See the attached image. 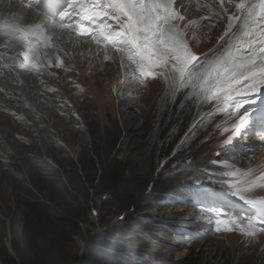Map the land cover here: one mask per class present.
<instances>
[{"label": "rangeland", "instance_id": "rangeland-1", "mask_svg": "<svg viewBox=\"0 0 264 264\" xmlns=\"http://www.w3.org/2000/svg\"><path fill=\"white\" fill-rule=\"evenodd\" d=\"M240 2L174 0L173 10L183 19L172 23L183 33L189 51L198 58L193 61L198 65L194 70L219 55L233 37L232 33L239 32L242 19L234 20L229 30L228 18L240 16L236 8ZM244 2L249 4L250 0ZM61 36L64 35L61 33ZM69 40L73 42L69 43ZM59 42L58 39L55 41L58 44L55 50L61 61L59 68L55 67V62L42 74L21 70L23 80L28 83L22 91L32 93V88H37L41 96L36 98L35 94L32 100L41 99L35 104L45 117L36 116L27 121L18 115L20 110L18 114L0 111V219L9 227V246L14 237L13 224L16 223L15 231L19 232L22 218L23 198L19 195V201L15 199V183L22 185L20 179L34 187L36 183L41 186L54 183L53 173L63 171V165L69 166V158L77 160L82 147L90 148L96 144L102 150L106 144L107 155L118 152L122 155L136 133L140 140L155 143L159 149H166L165 143L172 144V152L160 161V171H168L170 175L186 169L197 171L203 175L199 179H205L203 182L211 189L233 187V191L244 199L264 200V147L254 137L244 138L248 143L245 155L234 157L235 164L226 163L230 159L225 156L226 145H233L234 139L243 136L233 127L244 116L242 112H235L231 105L228 111H224L223 105L215 99H199L191 87H178L174 81L173 89L165 94L169 79H172L171 73L165 84L161 77L151 83L149 76H140L139 85L144 86L142 92L138 97L136 92L131 98L129 93L135 82L125 81L121 69L127 62L131 68L126 70H136L135 65L127 59L119 61L118 58L124 57L114 54L115 48L110 50L112 54H108L105 44L92 41L90 36H77L73 31ZM105 55L109 59L105 60ZM164 68L169 69L170 65ZM157 80L160 81L157 90H160L151 96L152 88L158 86ZM129 82L131 84L126 88ZM121 94L122 99H118ZM178 151L179 156L172 164L174 169H165L166 163L173 159L171 156ZM107 155L103 153L100 159L104 160ZM241 159V164L237 163ZM94 161L97 163L96 156ZM146 192L142 199L144 205L157 199L151 191ZM108 199L106 193L93 198L78 233L72 237L69 251L76 256L74 264H79L85 246L103 234L114 243L112 252L126 260L123 264H133L132 260L139 257L138 252H132L133 245H140V237L151 239L155 225L173 229L174 235L183 229L188 237L189 233L195 232L203 233L204 237L196 238L192 234L190 238L193 239L187 244L178 242L173 234L166 239L161 237L156 246L159 251L156 257L152 246L145 242L140 249V254H144L143 261L138 259L136 264H264V231L257 232L255 237L243 235L239 219L236 225L229 224L233 216L218 224L204 214L200 205L187 202V196L179 198L178 206L165 204L157 208L152 205L139 213L123 212L114 205L104 207L103 201ZM237 217H243L244 224L250 218ZM141 226L145 228L141 229ZM148 256L149 263L145 261Z\"/></svg>", "mask_w": 264, "mask_h": 264}, {"label": "snow or ice", "instance_id": "snow-or-ice-1", "mask_svg": "<svg viewBox=\"0 0 264 264\" xmlns=\"http://www.w3.org/2000/svg\"><path fill=\"white\" fill-rule=\"evenodd\" d=\"M40 3L41 0H36V4L30 6ZM173 3L174 0H65L67 8L59 13V24L53 20L51 27L75 31L77 36H90L98 44L115 48L136 66L141 77L155 75L154 67L170 65L176 86L191 87L199 99H215L223 105L224 111L231 105L239 112L243 108L239 97L264 89V0L252 4L241 0L236 4L240 16H229L228 29L232 28L234 20L242 19L240 33L230 38L227 47L206 60L199 70H194L198 65L193 64L198 58L189 51L183 33L172 23L183 19L173 10ZM69 14L75 19L66 23L64 18ZM22 19L13 14L0 22V32L22 49L23 63L19 67L29 72L52 67L49 54L44 51L41 55V49L53 47L51 38L42 30L47 25L25 27ZM118 43L121 46L118 47ZM104 59L109 57L105 55ZM60 66L57 56L55 67ZM247 116L245 111L233 127L242 129ZM245 203L256 210L255 215L247 218L246 224L243 217L233 216L229 224L236 225L239 219L241 233L255 237L257 232L264 231V200L247 199Z\"/></svg>", "mask_w": 264, "mask_h": 264}, {"label": "trees", "instance_id": "trees-1", "mask_svg": "<svg viewBox=\"0 0 264 264\" xmlns=\"http://www.w3.org/2000/svg\"><path fill=\"white\" fill-rule=\"evenodd\" d=\"M164 145L167 146L166 149H159L155 143L140 140L136 133L122 155L121 152L107 155L106 144L102 150L96 144L90 148L82 147L78 159L69 158V166L63 165V171L53 173L50 170L54 183H46L44 186L36 183L34 187L29 186L25 179H20L22 185L19 182L14 184L15 199L19 201V195L23 198L20 231H15L14 222V237L9 246V227L5 220L0 219V262L74 264L76 256L69 251L72 237L78 233L93 198L104 193L109 196L108 200L103 201L104 207L114 205L123 212L139 213L150 208L147 206L161 208L166 203L179 205L177 196L190 194L189 182L196 181L203 175L187 169L175 175L160 171L161 159L172 152V144ZM103 153L107 157L101 160ZM94 156L97 157V163ZM178 156L179 151L171 156L173 159L166 163L165 169L173 170L172 164ZM50 180L47 181L51 182ZM146 191L154 193V198L165 201L155 199L144 205L142 199ZM2 202L6 204V201ZM142 227L145 228L141 226V229ZM157 230L160 232L157 233ZM170 231L169 228L155 225L151 239L140 237L143 240H139L140 245L132 247L133 253L138 252L137 260L143 261L144 254H140V249L145 242L152 246L156 257L159 251L152 239H166L171 236ZM105 236L103 234L100 239L95 238L85 246L79 264H123L126 261L112 252L115 245ZM149 258L150 256L145 258V261ZM137 260H132V263L136 264Z\"/></svg>", "mask_w": 264, "mask_h": 264}, {"label": "bare ground", "instance_id": "bare-ground-1", "mask_svg": "<svg viewBox=\"0 0 264 264\" xmlns=\"http://www.w3.org/2000/svg\"><path fill=\"white\" fill-rule=\"evenodd\" d=\"M43 2H44V0H41V3H43ZM255 2H256V0H250L249 4H252V3H255ZM35 4H36V0H29V1L25 0V3H22L21 0H0V22H2L5 19L6 16H11L13 14H18V15L22 16V18H23L22 19V24L25 27H27L28 25H37V24L42 25V26L47 25V27H43L42 30L46 33L47 36H49L51 38L50 43L53 45V47H50V48H47V49H41V55L43 54L44 51H46L49 54V59H50L51 63H55L56 62V58L58 56V54L56 53V50H55V45H58V44H56L55 41L57 39L60 40V42L64 41V37H66L68 35V32H70V30H61V29H58V28L53 29L51 27V23H52L53 20H55V22L57 24H59V22H60L59 13L62 12V11H65L66 8H67V6L65 4V0H60V4L57 7H54L51 10L52 13L50 15H47V14H45L43 12H40L39 10L36 9L35 6H30V5H35ZM54 14H55V16H54ZM71 20L72 19L70 18L69 15L64 18V22H66V23L71 21ZM242 22H243V20H242ZM240 26H241V24H240ZM235 28L237 29V26H235ZM238 30H239V32L237 34L240 33V29H238ZM61 33L64 36H61ZM0 36H4V34L2 32H0ZM232 36H234L233 33H232ZM3 41H4L5 44L10 45L9 47H11L12 52L11 53H7L6 52L7 54H5L4 56H0V63L5 64V68H7L8 72L11 74V77H13L16 73L20 72V70H21L19 65L21 63H23V57H22V55H20V52L22 51V49L15 42L9 40L7 36L4 37ZM70 41H72V40H69V43H70ZM87 45H88V43H87ZM96 50H98V48ZM105 51L108 54H112L109 49H107ZM114 54L123 56L121 53L119 54V52H117V51H115ZM46 63H47V61H45V64ZM125 68L121 69V71H123V78H125V81L127 79V82L129 81V79L135 82L133 84V88H132V90L133 89L134 90L133 91L131 90V93L134 96L136 94V92H137L136 97H138V96H140V93L142 92V87H144V86L139 85L141 83L140 76L136 75L137 74L136 73L137 70H132V69L128 70L127 69L128 70V72H127V70ZM135 69H136V66H135ZM152 72L155 75H149V80L152 78L151 81H150L151 83H153L156 80L155 79L156 77H161L162 78L161 82L163 83V81H164V84H165L166 78H169L171 74H172V77L174 75L171 72V67L169 69L164 68V67L163 68L158 67L157 70L152 69ZM161 73H163V75H161ZM153 79H155V80H153ZM125 81H123V82H125ZM169 81H170V83L165 88V94H169L170 88L173 89V84H172L173 78L169 79ZM136 82L138 83V85L136 84ZM151 83H148L149 86L151 85ZM157 83H158V86H156L155 88L154 87L152 88V86H151V88H152V95L151 96H155L156 93L160 90V89L157 90L159 88L160 81L157 80ZM129 84H131V82H129L125 87L128 88ZM27 85H28V83L25 82L23 79H21V81L17 82V88H21V91H22V89H25V87ZM148 89H149V87H148ZM120 92L122 93V91H120ZM128 92H130V91H128ZM24 94H27V98H25V99H33V96L35 94H37L36 98L40 95L36 88H32V93H28V91H24ZM148 94H149V90H148V93H147V98L149 99L150 95H148ZM15 97H19V95L17 94V95H15ZM95 98L97 99V96ZM129 108H131V106ZM23 109H24V111H22V114L26 118H28V120H32V114H33L32 110L34 109V107L31 104H29V103H25L23 105ZM244 111L248 112V111H251V109H245ZM36 114H38V116H40V117H43V118L45 117V115H43V114L38 112V108L36 110ZM1 137L4 138V136H2V135H1ZM237 153H238V155H240L239 152H237ZM226 154H228L227 151H226ZM233 160H234V158L230 157L229 161H233ZM240 161H242V159ZM158 240L161 241V237ZM123 256L124 255H122V257ZM238 259H240V258L238 257ZM152 264H161V263H157V262L155 263L154 262Z\"/></svg>", "mask_w": 264, "mask_h": 264}, {"label": "clouds", "instance_id": "clouds-1", "mask_svg": "<svg viewBox=\"0 0 264 264\" xmlns=\"http://www.w3.org/2000/svg\"><path fill=\"white\" fill-rule=\"evenodd\" d=\"M21 114H22V112H21ZM23 115V114H22ZM2 138V137H1Z\"/></svg>", "mask_w": 264, "mask_h": 264}]
</instances>
